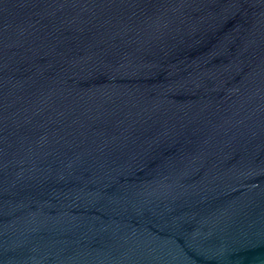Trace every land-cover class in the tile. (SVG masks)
<instances>
[{
  "label": "water",
  "instance_id": "1",
  "mask_svg": "<svg viewBox=\"0 0 264 264\" xmlns=\"http://www.w3.org/2000/svg\"><path fill=\"white\" fill-rule=\"evenodd\" d=\"M0 264H264V0H0Z\"/></svg>",
  "mask_w": 264,
  "mask_h": 264
}]
</instances>
